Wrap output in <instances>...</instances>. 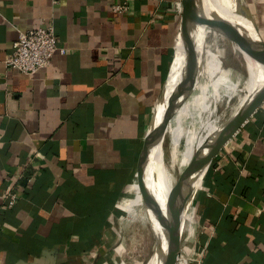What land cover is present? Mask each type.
I'll return each instance as SVG.
<instances>
[{
  "label": "crops",
  "instance_id": "0c3cea01",
  "mask_svg": "<svg viewBox=\"0 0 264 264\" xmlns=\"http://www.w3.org/2000/svg\"><path fill=\"white\" fill-rule=\"evenodd\" d=\"M116 1L0 0V264H123L122 243L112 247L118 217L136 207L153 223V250L157 188L146 187L160 157L152 150L153 114L172 64L181 0H126L125 14L111 10ZM242 1L264 41V0ZM48 23L65 53L34 74L6 68L16 30ZM199 49L175 90L168 136L177 115L204 111L202 76L214 69L202 50L210 65L199 74ZM187 75L195 76L185 94ZM181 122L189 128L186 117ZM185 144L169 139L166 163L176 155L179 167ZM202 183L204 232L199 240L185 236L192 264H264V104ZM10 192L17 200L8 209L1 195Z\"/></svg>",
  "mask_w": 264,
  "mask_h": 264
},
{
  "label": "water",
  "instance_id": "95a60500",
  "mask_svg": "<svg viewBox=\"0 0 264 264\" xmlns=\"http://www.w3.org/2000/svg\"><path fill=\"white\" fill-rule=\"evenodd\" d=\"M218 1L230 13L231 17L228 19L237 32V46L243 57L246 70L243 88L248 93V101L227 120L219 123L211 134L207 135L196 147L188 163L179 172L167 193L162 194L161 190L156 189V197H151L150 203L158 219V231L150 264H176L179 260L180 231L185 199L192 189L202 182V178L208 172L214 158L264 104V41L259 34L257 23L249 8L241 0ZM193 11L194 0H181L178 32L171 63H174L179 53L184 54V57L177 64V68H180L179 79L173 82L166 91L163 90L154 110L155 122L152 131L154 153L157 147H162L165 137L162 120H156L158 109L165 106L164 111L168 125L172 108L177 103L175 90L180 86L182 73L194 55V47L188 50L186 48L190 30L188 23L192 18ZM247 60L252 63L255 70L248 68ZM192 82L189 83L185 94L190 90ZM153 163L158 171L157 176L154 173L155 181H158L161 175V161L156 158V155L153 158Z\"/></svg>",
  "mask_w": 264,
  "mask_h": 264
},
{
  "label": "rangeland",
  "instance_id": "374dc122",
  "mask_svg": "<svg viewBox=\"0 0 264 264\" xmlns=\"http://www.w3.org/2000/svg\"><path fill=\"white\" fill-rule=\"evenodd\" d=\"M214 14V19H204L202 22L195 23L190 28L188 33V40L186 45L187 50L191 47H194L195 49L200 48L197 54H199V59L201 58L202 61L199 62V59L195 61L199 66V74H201V71L203 70V64H206V68L210 65L208 56L206 54L201 56L202 50L208 51L209 55L211 56L214 74L211 78L202 76L201 82H204L206 84L205 80L207 81V97L203 100L202 103L204 111L202 113H199L197 111V115H194V113L193 115L187 116H185L184 114H182L183 116L177 115L175 119V128L172 129V126L170 125L171 135H165L164 137L162 148H164V145L168 143L169 139L172 140L183 137L186 143V148L183 151V162H179V167H177L176 165V155H173L171 157L170 164L174 168V170L172 169L171 172L174 175V180H176L178 172L181 171L182 168H184L185 164L188 163L194 150L206 136L210 124L217 123L219 117L225 112L231 102L229 99L231 92L240 85L241 80L244 77V74L241 73L242 67L238 62L240 61V56L233 53L234 49L231 47L233 46L234 41L228 34L227 17L220 9ZM233 47L235 48V45ZM186 74L187 72L185 73V75ZM194 76L195 75H187L188 81H193ZM186 89L188 90V87ZM187 90L185 91L187 92ZM193 96H200V89L194 90ZM211 107L214 110L211 109ZM185 117L189 121L188 129L184 128L183 125H181V119L182 121H184ZM154 185L155 183L151 182L146 187L151 190L153 189ZM203 189L204 185L201 182L197 187L192 189L190 198L186 200L184 204L183 212L186 215L192 214V220L181 221L180 243L178 252L179 257L183 255L181 249H185V236L189 234L188 232L191 233L190 239L193 240H199L202 236L200 230L203 225L201 223L199 224V220L201 214V206L203 204V196L205 194L203 192ZM194 208L196 209L195 211ZM133 211L134 213L130 212L131 214H123L122 216L118 217V222H121L118 230L120 237L118 242L113 244L112 247H118L119 244L122 243L121 247H123L122 252L124 253L123 264H148L153 251H150V245L152 244L153 239L152 231H150V223L152 222L151 219L146 215L143 208L136 207V209ZM185 253L186 255L188 254L186 249ZM193 259L195 260L194 257ZM176 264H179V262H176Z\"/></svg>",
  "mask_w": 264,
  "mask_h": 264
},
{
  "label": "bare ground",
  "instance_id": "6f19581e",
  "mask_svg": "<svg viewBox=\"0 0 264 264\" xmlns=\"http://www.w3.org/2000/svg\"><path fill=\"white\" fill-rule=\"evenodd\" d=\"M219 9L227 17L228 34L234 41L233 42V46L235 45V48L233 46H231V47L234 49L233 53H235L238 56H240V61H238V62H239V64L242 67V72L241 73L244 74V76H245L246 70H245V66H244V60H243V57H242V55H241V53H240V51L238 49V46H237V32L235 31L234 27L230 23V20L228 19L229 17H231V15L222 6V4L218 0H194V11H193L192 18H191L190 22L188 23V28L190 29L195 23L202 22L204 19L205 20L214 19L215 18V14L214 13L216 11H218ZM227 39H228V37H227ZM182 57H183L182 53L177 54V56H176V58L174 60V63L171 64V68H170V71H169V74H168V78H167V82H166V86H165V90L164 91H166L173 82H176V80L178 78V75H179L178 71L180 69V68H177V64L180 63V60L182 59ZM247 64H248V68L250 70H255V67L248 60H247ZM182 76L184 77L185 75H182ZM243 81H244V77L242 78L240 85L231 92V94L229 96V99H230L231 102H230L229 106L227 107V109L225 110V112L219 117L217 123L210 124L209 130H208L206 136L211 134V132L217 127V125L219 123L227 120L230 116H232L236 112V110H238L239 107H241V106H243V105H245L247 103V101H248V93L243 88ZM164 108H165V106H163L162 109H160L158 111V115H157V119L156 120L157 121H159V120L161 121L162 120L163 129H165V135H168V133H169L168 132V130H169L168 127L169 126L166 123L167 119H166V112L164 111ZM153 118L155 120L154 114H153ZM156 149L158 150L159 155H160V157H158L157 159L158 160L160 159V161H161V175H160L159 180L155 181V187L157 189H159L160 187L163 186L165 193H167V191L173 186L174 181H175L174 180V175L171 172L172 169L174 170V168H173V166L171 164L166 163V161L164 159L163 152H162V147H157ZM157 172L158 171L156 170L155 171L156 176H157ZM198 185L199 184H197L195 187H197ZM189 198H190V194L187 196V198L185 200H188ZM126 215H127V213H126ZM191 215H186L183 212L182 221L192 220V216ZM150 260H151V258H150ZM150 260H149L148 264H150ZM186 261H187L186 258H182L181 257V264H186L185 263Z\"/></svg>",
  "mask_w": 264,
  "mask_h": 264
},
{
  "label": "built area",
  "instance_id": "2783aa9c",
  "mask_svg": "<svg viewBox=\"0 0 264 264\" xmlns=\"http://www.w3.org/2000/svg\"><path fill=\"white\" fill-rule=\"evenodd\" d=\"M111 10L116 14L127 13V1H116L111 5ZM16 34L17 37L12 43L11 52L5 61V66L6 68L15 69L21 74H34L39 69L47 66L56 52L65 53V50L59 46L53 26L50 23L24 31L17 29ZM1 196L5 200L8 209L15 205L17 197L14 192ZM200 231V233L204 232V228L202 227ZM181 251L183 255L179 257L180 261H177L179 264H181V257L187 259L186 264L196 262L192 255H186L184 249H181Z\"/></svg>",
  "mask_w": 264,
  "mask_h": 264
}]
</instances>
